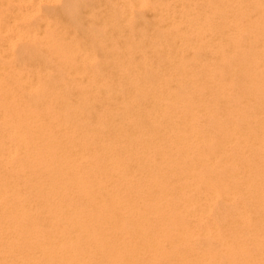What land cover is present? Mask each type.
I'll return each instance as SVG.
<instances>
[{
  "label": "bare ground",
  "instance_id": "1",
  "mask_svg": "<svg viewBox=\"0 0 264 264\" xmlns=\"http://www.w3.org/2000/svg\"><path fill=\"white\" fill-rule=\"evenodd\" d=\"M171 1L1 43L0 264H264V0Z\"/></svg>",
  "mask_w": 264,
  "mask_h": 264
},
{
  "label": "rangeland",
  "instance_id": "2",
  "mask_svg": "<svg viewBox=\"0 0 264 264\" xmlns=\"http://www.w3.org/2000/svg\"><path fill=\"white\" fill-rule=\"evenodd\" d=\"M167 1L172 4L171 0ZM127 2L132 0H0V45L7 40L12 41L15 53L20 54L24 42L21 37H25L23 33L45 32V27L40 28L44 22L66 28V32L88 43L93 40L107 42L116 32L128 31V23L124 20V3ZM204 2L195 0L194 3L197 8H205ZM138 11L143 12L133 7L131 12L134 15L128 11L126 14L134 19ZM145 18L150 19L148 14ZM223 18L219 16L220 20Z\"/></svg>",
  "mask_w": 264,
  "mask_h": 264
}]
</instances>
